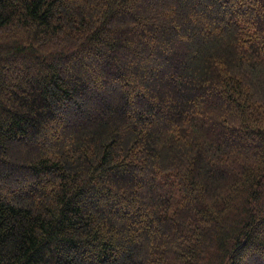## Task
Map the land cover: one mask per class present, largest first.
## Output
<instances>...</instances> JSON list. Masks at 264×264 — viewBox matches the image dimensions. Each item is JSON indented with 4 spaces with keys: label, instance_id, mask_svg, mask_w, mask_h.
<instances>
[{
    "label": "trees",
    "instance_id": "16d2710c",
    "mask_svg": "<svg viewBox=\"0 0 264 264\" xmlns=\"http://www.w3.org/2000/svg\"><path fill=\"white\" fill-rule=\"evenodd\" d=\"M0 264H264V0H0Z\"/></svg>",
    "mask_w": 264,
    "mask_h": 264
}]
</instances>
